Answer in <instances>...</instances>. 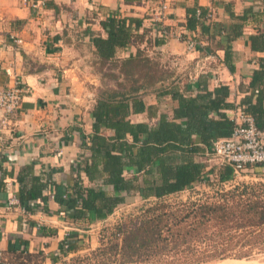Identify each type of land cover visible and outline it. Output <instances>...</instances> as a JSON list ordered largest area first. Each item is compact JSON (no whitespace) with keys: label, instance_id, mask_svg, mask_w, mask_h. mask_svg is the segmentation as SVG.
I'll return each mask as SVG.
<instances>
[{"label":"crops","instance_id":"1","mask_svg":"<svg viewBox=\"0 0 264 264\" xmlns=\"http://www.w3.org/2000/svg\"><path fill=\"white\" fill-rule=\"evenodd\" d=\"M33 1L35 9L28 0H0V87L19 84L25 89L21 108L5 122L0 110V264H21L26 254L39 258V264H58L54 259L61 260L60 247L66 240L72 245L66 255L80 251L94 227L117 218L132 198L104 219L67 217L49 190L43 192L45 200L31 201V210L7 206L15 192L31 186L33 177L64 191L74 185L78 164L84 159L92 162L91 151L83 145L94 133V107L105 94L129 92L120 65L138 51L150 61L164 60L165 70L157 72L164 78L134 91L144 108L139 111L130 102L126 120L146 124L149 131L162 120L179 125L194 146L180 145L165 160L181 163L191 158L204 172L217 171L220 165L212 160L210 147L191 126L218 122L222 113L232 120L241 104L258 105L261 99L257 115L264 126V0ZM198 9L213 11L210 24L197 20ZM112 15L141 22L138 28L132 25L131 43L117 48L107 60L92 39L107 38L102 23ZM182 30L196 33L201 41L198 50L189 51L177 38ZM15 38L22 42L16 44ZM110 63L117 67L110 69ZM147 73L136 72L134 78ZM223 86L227 92L223 103L228 106L216 103ZM101 131L115 135L105 127ZM215 133L211 131L210 140L218 139ZM147 139L145 134L141 141ZM126 140L133 142L130 134ZM187 148L197 151L189 154ZM152 165L150 171L133 166L123 175L137 188L160 183L159 165ZM80 177L85 186L101 184L90 181L83 171Z\"/></svg>","mask_w":264,"mask_h":264},{"label":"trees","instance_id":"2","mask_svg":"<svg viewBox=\"0 0 264 264\" xmlns=\"http://www.w3.org/2000/svg\"><path fill=\"white\" fill-rule=\"evenodd\" d=\"M140 22L138 19L110 16L102 23L108 31L107 38L95 36L92 39L97 52L110 60L117 48H125L131 43L134 37L132 25L138 28ZM193 27L192 20L190 28ZM143 53L138 51L135 56L121 61L120 69L128 81L124 87H129V92L105 94L98 99L93 110L94 133L90 141L83 145L91 151L92 162L84 159L77 170L80 173L83 171L90 181L101 184L85 186L79 173V179L64 191L57 184L51 186L41 178L33 177L29 188L23 187L15 192L21 206L31 210V201L38 197L45 200L43 192L49 190L50 195L65 209L67 217L73 220L104 219L119 205L125 204L129 197L139 194L145 200L141 213L131 215L126 223L121 218L111 235V243L91 253L103 259L114 257L124 264H201L228 258L243 259L251 257L255 251L264 252V178L256 183L243 182L233 189H224L236 178L231 166L220 165L217 171L213 168L204 172L202 164L191 158L181 163L164 159L180 145L194 147L190 134H183L179 125H170L162 120L157 128L149 131L146 124L134 125L126 120L130 102L139 111L144 108L143 101L134 95V91L164 78L163 74L150 70H146L147 75L139 79L141 82L134 78V73L145 71L141 69L142 64L150 61L142 57ZM256 75L259 76V72ZM225 89L224 86L221 88L222 98L216 101L220 106L224 104L223 97L227 94ZM260 102L261 99L258 105L249 103L240 106L245 107L259 128L264 130L257 115ZM198 116H201L200 112ZM221 116L218 122L200 121L197 127L191 126V130L200 135L210 150L211 131L216 132L214 138H225L230 136L234 126L233 120L224 113ZM103 127L112 129L115 135H105L101 131ZM127 134L132 136L133 142L126 140ZM145 134L148 139L142 142ZM185 151L191 154L197 149L187 148ZM152 163L159 165L157 172L160 183L155 181L152 185L137 188L132 179L123 175L124 170L133 166L137 170L150 171L148 168L153 166ZM254 175L264 176L261 166L254 167ZM199 184L220 188L205 199L176 204L168 201L169 197L192 190ZM70 244L66 240L61 245V258L72 248ZM31 259L33 255L26 254L21 264L30 263ZM58 261L60 259H54L55 263Z\"/></svg>","mask_w":264,"mask_h":264},{"label":"built area","instance_id":"3","mask_svg":"<svg viewBox=\"0 0 264 264\" xmlns=\"http://www.w3.org/2000/svg\"><path fill=\"white\" fill-rule=\"evenodd\" d=\"M31 7L36 8L37 4L33 0ZM167 5L161 7L162 15L165 14ZM197 20L202 24H210L213 19V11L203 13L201 9L196 12ZM177 38L182 40L189 51L198 50L201 46L196 33L182 30L177 34ZM14 42L20 44L21 39L15 38ZM25 89L17 84L12 87H0V110L3 111L4 121L8 120L12 114L17 112L23 102ZM234 126L230 136L218 138L212 141L210 155L212 160L218 161L219 165H229L233 168L235 176L248 171L254 173V167H262L264 175V130L259 128L255 118L246 111L245 107L238 106L232 116ZM8 208H21L18 197L11 196L7 203ZM67 248V246H66Z\"/></svg>","mask_w":264,"mask_h":264},{"label":"rangeland","instance_id":"4","mask_svg":"<svg viewBox=\"0 0 264 264\" xmlns=\"http://www.w3.org/2000/svg\"><path fill=\"white\" fill-rule=\"evenodd\" d=\"M142 57H146V53L142 54ZM164 60L159 61H148L144 62L142 64L141 69L150 70L154 72H161L165 70ZM117 66L114 63H110L109 68H116ZM216 163L218 161L213 160ZM215 162H212L213 164ZM264 176H256L252 173L245 171L240 173V175L236 176L235 181L231 182L229 184H226L224 186V189H233L235 186L246 182V183H256L259 181H262ZM220 186H214V185H207V184H199L196 187H194L192 190L185 191L180 194L173 195L169 197L168 201L171 203H178L180 201H196L200 199H205L208 196H212L217 189H219ZM151 201V200H150ZM145 204V200L139 198V197H132L128 200V203L124 205L117 213V218L104 223L102 225H99L97 227H94L92 232L90 233V238L85 239L84 244L82 245V249L80 251H76L75 253L72 252L68 255H65L61 258L58 264H124L119 262L114 257H107L105 259L102 258V256H94L91 253L96 251L98 248H105L107 247L108 243H111L112 240V233L115 231V227L117 224L121 222V218L123 222H128L131 215H138L141 213V207ZM241 260L243 262H264V252L255 251V254L248 258L243 259H234V258H228V259H222V260H213L207 263H201V264H221L226 261H236ZM40 259L34 258L31 261V264H39ZM30 264V263H27Z\"/></svg>","mask_w":264,"mask_h":264},{"label":"bare ground","instance_id":"5","mask_svg":"<svg viewBox=\"0 0 264 264\" xmlns=\"http://www.w3.org/2000/svg\"><path fill=\"white\" fill-rule=\"evenodd\" d=\"M221 264H264V262H257V261H252V262H243V261H226L224 263L221 262Z\"/></svg>","mask_w":264,"mask_h":264}]
</instances>
